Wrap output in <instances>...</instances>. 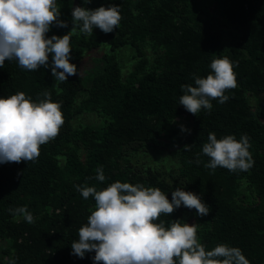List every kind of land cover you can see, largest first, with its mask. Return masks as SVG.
Returning a JSON list of instances; mask_svg holds the SVG:
<instances>
[{"label": "trees", "instance_id": "1", "mask_svg": "<svg viewBox=\"0 0 264 264\" xmlns=\"http://www.w3.org/2000/svg\"><path fill=\"white\" fill-rule=\"evenodd\" d=\"M84 110L102 125L74 126ZM164 139L174 187L132 163ZM0 264H264V0H22L0 68Z\"/></svg>", "mask_w": 264, "mask_h": 264}, {"label": "rangeland", "instance_id": "2", "mask_svg": "<svg viewBox=\"0 0 264 264\" xmlns=\"http://www.w3.org/2000/svg\"><path fill=\"white\" fill-rule=\"evenodd\" d=\"M198 1H199L200 6L205 7V8H209L212 5V0H198ZM130 50L125 48L121 50L120 52H118L117 54L118 61L119 63H121L122 68H123L124 77L126 76V73L130 71L132 64H133V59H132L133 50L131 51ZM106 51H107L106 48L102 47L97 51L86 53L84 55V58L80 65V74L81 76H83L84 84H86L87 73H94L95 71L101 69L102 67L101 56ZM121 52L123 53L120 55ZM148 53H151V51L149 50ZM248 103L253 105L254 100L249 97ZM188 110L183 112V118L178 120L175 124V126L180 128L182 130L181 132L183 133L186 131L185 117L186 116L188 117L187 115ZM73 125L74 126L81 125V126L98 127L102 125V119L95 113L86 112L84 110L79 115H77L76 118H74ZM163 143L168 144V145H164L163 147L158 148L160 152L156 154L155 156L152 155V152L150 151L149 148H146V149L139 148L135 146L137 144L132 145V146H135V149L137 148V152L132 157V163L136 165L138 169L145 171L149 174L154 173L162 177L164 180L171 183L172 185L175 183H180L181 180L178 177V172H177V167H176L177 158L174 155H172L173 152L177 151L180 148V144L178 141L175 142L174 139H170V140L164 139ZM182 204L184 207L188 209V203L185 202ZM186 222L189 228L193 227L192 226L194 223L193 218H188ZM141 253L143 256H145L152 252H150V250H148L147 248L143 247V249H141Z\"/></svg>", "mask_w": 264, "mask_h": 264}, {"label": "water", "instance_id": "3", "mask_svg": "<svg viewBox=\"0 0 264 264\" xmlns=\"http://www.w3.org/2000/svg\"><path fill=\"white\" fill-rule=\"evenodd\" d=\"M22 2V0H4L0 7V68L4 58V28L10 13Z\"/></svg>", "mask_w": 264, "mask_h": 264}]
</instances>
